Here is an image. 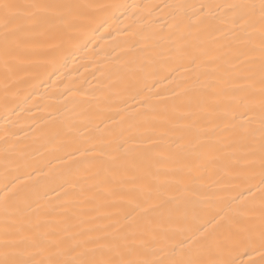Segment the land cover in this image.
<instances>
[{
    "label": "bare ground",
    "instance_id": "obj_1",
    "mask_svg": "<svg viewBox=\"0 0 264 264\" xmlns=\"http://www.w3.org/2000/svg\"><path fill=\"white\" fill-rule=\"evenodd\" d=\"M51 2L105 7L71 28L0 12V198L19 197L0 246L27 237L17 259L48 264L61 245L72 261L73 237L118 230L148 264L259 260L258 17L249 43L197 16L240 0Z\"/></svg>",
    "mask_w": 264,
    "mask_h": 264
},
{
    "label": "snow or ice",
    "instance_id": "obj_2",
    "mask_svg": "<svg viewBox=\"0 0 264 264\" xmlns=\"http://www.w3.org/2000/svg\"><path fill=\"white\" fill-rule=\"evenodd\" d=\"M94 7H105L103 5H73L65 3H55L51 0H38V2L27 4L24 6L16 5L7 2V0H0V12L3 13V19L6 22L9 20V14L13 10H22L23 14L29 16L33 23L41 24H54L59 23L65 25L68 28L73 27V21L75 19L87 18L83 11H76L79 9H89ZM215 8H223L227 11L224 13L228 19H223L217 16L213 11ZM207 9V11H205ZM198 17H209L208 25L213 27V21H217L219 24H224L227 30L220 28L224 35H228L231 32L235 41L251 42V34L247 30V26L250 25L257 17L260 24V80H259V93L260 102L259 108L261 112L260 120V165L262 171H264V0H259V4L253 2H246V0H240L238 3H229L225 5H200L197 12ZM8 40V36H5V41ZM231 43V41H230ZM5 54H8L7 48ZM177 58L183 59L188 55L187 51L181 49L177 52ZM176 95H179L178 93ZM244 104V101H241ZM247 106V105H245ZM247 116V112L240 115V119L244 120ZM236 116H233V120ZM234 126V125H233ZM17 196L14 199L0 198V211L7 216L14 210L19 211L16 208L15 200H18ZM28 242L27 237L12 238L7 234L5 235L2 246H0V264H34L32 261L19 260L16 257L20 254L22 246ZM35 246H42L41 242L32 241ZM52 258L48 261V264H148L147 261L140 262L130 257L136 253V249L127 246V238L122 236L117 230L114 233H102L95 236L89 234L88 239L73 237L72 243L67 247L69 253H77L78 259L72 261H65L60 258L61 245H55ZM83 249V251H81ZM260 256L259 260H253L252 264H264V227H262L260 233ZM97 256H107V259H97ZM171 264H199L198 261H174ZM214 264H235L234 260H220L214 262Z\"/></svg>",
    "mask_w": 264,
    "mask_h": 264
}]
</instances>
